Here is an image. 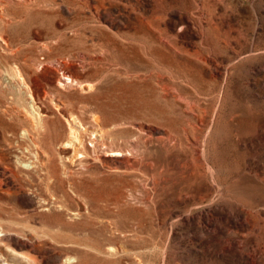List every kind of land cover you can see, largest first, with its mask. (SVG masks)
Returning <instances> with one entry per match:
<instances>
[{
	"label": "rangeland",
	"instance_id": "374dc122",
	"mask_svg": "<svg viewBox=\"0 0 264 264\" xmlns=\"http://www.w3.org/2000/svg\"><path fill=\"white\" fill-rule=\"evenodd\" d=\"M0 252L264 264V0H0Z\"/></svg>",
	"mask_w": 264,
	"mask_h": 264
},
{
	"label": "bare ground",
	"instance_id": "6f19581e",
	"mask_svg": "<svg viewBox=\"0 0 264 264\" xmlns=\"http://www.w3.org/2000/svg\"><path fill=\"white\" fill-rule=\"evenodd\" d=\"M32 122H33V121H32ZM33 124H34V122H33ZM40 124H41V123H40ZM40 126H41V125H40ZM38 127H39V126H38ZM70 127H71V125H70ZM36 128H37V127H36ZM37 129H38V128H37ZM40 129H41V127H40ZM73 131H74V128H73ZM71 132H72V130H71ZM74 134H75V133H74ZM72 135H73V133H72ZM79 135H80V134H79ZM98 135H99V134H98ZM98 135H97V136H98ZM74 136H75V135H74ZM94 136H95V134H94ZM101 136H102V135H101ZM72 137H73V136H72ZM72 137H71V138H72ZM69 138H70V136H69ZM73 140H75V139H73ZM76 140H77V138H76ZM76 140H75V141H76ZM80 140H81V139H80ZM80 140H79V142H77L78 140H77L76 142H77V143H80ZM76 142H75V143H76ZM81 142H82V141H81ZM68 143H70V142H68ZM71 144H73V143H71ZM68 145H69V144H68ZM80 145H82V144H80ZM69 146H70V145H69ZM69 146H68V147H69ZM70 147H73V146H70ZM79 147L82 148V146H79ZM79 147H78V148H79ZM120 153H121V152H120ZM120 153H118V152H112V153H110L109 155H110V156H120ZM106 156H107V154H106ZM123 157H124V156H123ZM110 158H112V157H110ZM114 158H115V157H114ZM106 159H107V158H106ZM108 159H109V158H108ZM111 160H112V159H111ZM112 161H114V160H112ZM117 161L120 162L118 159H117ZM122 163H124V162L122 161ZM122 163H121V164H122ZM1 252H2V251H1ZM1 252H0V254H1ZM2 256H3V255H2ZM2 256H0V257H2ZM0 264H8V262H7L6 260H0Z\"/></svg>",
	"mask_w": 264,
	"mask_h": 264
}]
</instances>
